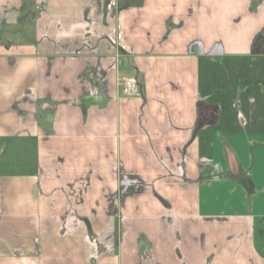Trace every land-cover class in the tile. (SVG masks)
Here are the masks:
<instances>
[{
    "label": "crops",
    "instance_id": "1",
    "mask_svg": "<svg viewBox=\"0 0 264 264\" xmlns=\"http://www.w3.org/2000/svg\"><path fill=\"white\" fill-rule=\"evenodd\" d=\"M23 4L0 0V138L36 167L0 174V264H264V0ZM205 162L229 177L190 182Z\"/></svg>",
    "mask_w": 264,
    "mask_h": 264
},
{
    "label": "rangeland",
    "instance_id": "2",
    "mask_svg": "<svg viewBox=\"0 0 264 264\" xmlns=\"http://www.w3.org/2000/svg\"><path fill=\"white\" fill-rule=\"evenodd\" d=\"M29 26L30 23L23 22V24L18 29L27 30ZM6 63L8 64V61H6ZM15 79L16 72L8 69L0 60V100L8 99L15 91ZM11 124L12 121L10 119H3L0 121V127H7ZM4 143L5 141H2V139L0 138V174H28L32 172L36 167L35 157L32 155V153H30L29 151L26 152L25 146L19 143H9L1 151ZM261 158L264 162L263 155H261ZM262 167L264 174V164L262 165Z\"/></svg>",
    "mask_w": 264,
    "mask_h": 264
},
{
    "label": "trees",
    "instance_id": "3",
    "mask_svg": "<svg viewBox=\"0 0 264 264\" xmlns=\"http://www.w3.org/2000/svg\"><path fill=\"white\" fill-rule=\"evenodd\" d=\"M32 0H24L25 4H23V9H25L28 3H30ZM5 25H3L4 27ZM0 35L2 36L3 33L1 32ZM253 47L255 50H261L264 47V29L257 35V37L254 40ZM83 110V117L86 119L87 117V109L82 106ZM215 117L216 116V111L212 109L210 115H208L205 118L200 117V110H199V117L197 118V121L195 123V126L193 128V132H197L201 127H204L205 125L215 122L214 119H208V117ZM185 161V160H184ZM204 165H200V174L196 179H190V182H203L206 180H211V179H223L225 177H229L230 173L227 174L225 172H217L216 169L214 168L213 165L208 164L207 162L203 163ZM181 169H185V162L181 161ZM174 174V172H171V176ZM208 174V175H206ZM248 173L244 170H240L239 174L237 175L238 180L241 182L242 186L246 189L248 194L252 193V180L251 178L247 175ZM175 175H178V177H182V170L176 171ZM228 175V176H227ZM189 178H187L188 180ZM144 238V237H143Z\"/></svg>",
    "mask_w": 264,
    "mask_h": 264
},
{
    "label": "built area",
    "instance_id": "4",
    "mask_svg": "<svg viewBox=\"0 0 264 264\" xmlns=\"http://www.w3.org/2000/svg\"><path fill=\"white\" fill-rule=\"evenodd\" d=\"M121 82L129 96H136L139 94L140 87L135 77L124 75L121 77Z\"/></svg>",
    "mask_w": 264,
    "mask_h": 264
},
{
    "label": "water",
    "instance_id": "5",
    "mask_svg": "<svg viewBox=\"0 0 264 264\" xmlns=\"http://www.w3.org/2000/svg\"><path fill=\"white\" fill-rule=\"evenodd\" d=\"M212 53H213V54L220 53V50H219V46H218V45L215 46V48L212 50ZM3 147H4V146H3ZM3 147H2V149H1V151L3 150Z\"/></svg>",
    "mask_w": 264,
    "mask_h": 264
}]
</instances>
